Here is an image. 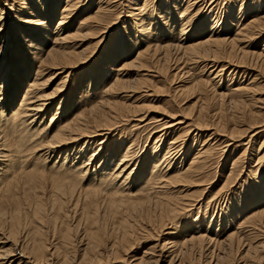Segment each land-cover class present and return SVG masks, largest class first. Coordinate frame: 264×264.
Here are the masks:
<instances>
[{"label":"rangeland","instance_id":"obj_1","mask_svg":"<svg viewBox=\"0 0 264 264\" xmlns=\"http://www.w3.org/2000/svg\"><path fill=\"white\" fill-rule=\"evenodd\" d=\"M11 1L8 0L7 2ZM28 1L32 5L31 8L35 9L38 0ZM51 1L49 0L45 5L47 14L51 11L52 4L59 2L55 19L56 24L61 17L63 6L67 0ZM188 1L137 0L136 3H140L139 6H142L141 14L144 18L142 21L143 26L140 27L135 24L138 20L133 21L130 17H127L128 13L126 12L127 7L132 5L135 0H111L110 2L114 6L102 20L97 21L99 24L94 21L86 25L82 22L90 19L97 10L100 1L81 0L74 14L69 18L67 27L64 30H61L60 27L61 36L68 35L69 38L56 45L58 48L61 47L60 49L70 48L73 45V48H76L77 51L83 50L82 52L88 58L83 60L77 67L71 68L68 77H65L68 71L61 72L60 69H55L53 75L49 73V68V70H43L42 74L37 77L41 82L38 92L50 94L62 77H65L68 80L69 92L61 103L60 113L67 112L68 107L74 104L73 101L82 102L85 108H89L91 105L96 106L102 101H104L106 109L110 107V101L113 105L117 104L116 107L119 109L114 110H119L121 115L119 114L120 116L113 120L115 123H113L112 130L109 131L108 142L106 143L107 148L117 150L113 157L115 158L114 165L111 167L121 160L122 152L130 144L134 150L135 159L145 160V164L142 162L139 166L137 177L130 182L131 186H139L138 179L147 170V173H145L147 175H144L142 180L144 181L149 177L148 173L153 169V164L146 165V160L147 162L151 160L154 151L164 160L168 156L166 155V158L164 156L168 146L173 145V152L175 151V154L178 152L176 155L173 153L174 156L172 157L174 159L172 161L168 158L165 164L161 166V170H163L161 172L164 176L162 180L171 182L166 195L169 193L168 196L183 195L182 197L189 201L188 206L183 211L177 212V215L176 213H170L172 221L169 220V216L161 220L158 215L150 220L149 216L145 214L147 212L143 211L145 218L140 216L137 222L135 221L134 237L136 243L132 251L125 255L126 260L133 254H136L137 257L143 256L144 252L148 250L149 253L147 254H150V256L154 254L158 257L156 264H264V222H262V225L258 223L260 221L254 217L255 215L251 217L256 209L264 206V28H261L264 25L256 27L257 30L251 29L250 32L242 29L243 25L248 23L256 12L259 13L258 16H262V14L264 16V0H190L191 7L184 13L185 15L180 17L182 13L180 11L186 7ZM3 3H5V0L0 6H5ZM26 11L29 10L26 9ZM137 11L139 12V10ZM189 13L194 16L197 14L195 23H198L189 33L194 34L196 31L197 34L194 37L191 35L189 38L193 37L201 40L202 35L198 32H200L203 25L199 24L200 19L202 23L207 24V31L203 34L204 36L211 33L212 23L218 19V25L221 24L218 31L222 36L229 38V40L238 37L235 39L238 44H234L236 47L234 51H237L233 56L234 58L226 56L229 53L228 51L231 50V43H226L225 45H228V48L224 46L225 49L222 50L221 54L223 56L220 55L216 58L219 60V62L216 61L218 66L212 67V61L214 60L211 59H202L203 61L199 60L197 62H191L189 59V61L190 55L186 53L187 57L185 52L175 46L178 42L180 43L181 39V18L186 17ZM15 15L12 13L9 15L8 21L11 23L8 24V33L6 32L0 36V49L6 45L4 47L6 50L2 56L6 58V62L9 64L10 62H19L26 57L32 64L34 63L35 69L32 70V75H35L41 63H43L44 52H48L47 49H50L54 44L50 38L51 36H49L46 39L49 44L44 48L45 51L41 54L35 53L38 49L33 48L32 45L29 46L30 43L26 40L27 36L31 37V35H28L29 25L26 26L25 23L15 21L17 19ZM80 25L81 27L78 30ZM54 26H52L53 29ZM241 29L244 32L246 30V34L240 31ZM149 32L151 33V39L147 41L146 34ZM7 35H9L8 38ZM5 39L7 40L6 43L4 42ZM49 39L51 40L49 41ZM171 44L172 47H170L167 56L164 46H171ZM156 46L160 47L157 53L154 52ZM148 47L150 48L147 57H145L146 59H143L144 63L137 62V53L140 50H146ZM245 51L247 56L244 58L242 53ZM47 52H45V55ZM212 69L214 70L211 71ZM46 71L48 72L45 73ZM117 77L122 80V83L114 89L110 88ZM199 81H202V84L198 85L197 82ZM106 92L107 94H105ZM62 95L60 93L52 100L49 112L44 116L46 126H51L56 122L50 120L52 119L51 116L56 114L58 110ZM9 109L6 111L4 109L6 116H8L7 112H10ZM5 115L4 118L6 119ZM41 119H37L33 127L26 128L23 144L22 141L19 143L21 140L20 134L23 133L22 130L19 134L15 128L14 133L11 132V127L0 128L3 130L0 136L8 138L12 150H16V158L7 165L11 173L16 172L12 173L13 175L9 176L10 178L5 177L6 179L4 178L0 183V189L9 185L7 192L4 193V189L0 193V211H3L0 212L1 262L7 261L9 257H6L8 256L6 254L10 252L8 250L14 249L15 244L13 242L15 241L18 244L14 249V254L16 253L15 258L19 257L21 245L27 246L28 244L27 233L30 232L31 235L37 224L44 223L39 218L41 213L38 214V217H32L37 200L42 201V204L46 203L42 210L44 214L49 211L48 208L52 204L51 198L54 197V193L51 192L49 186L51 181L38 178L40 181L30 184L27 181L29 180L27 175L21 176L23 171L31 164L33 165L30 168L38 167V169H42L44 167V170L48 168V170L52 169L51 171L57 169L56 173L59 175L67 173L65 169L68 171L70 168L66 165L63 168L60 159L56 162L58 156L49 155V151L46 147L44 148L43 144L42 146L37 145L35 144L36 141H34L35 145L31 143L30 130L34 131L40 123L43 124L44 120L41 122ZM166 122L169 123L166 124ZM172 123L173 126L168 127V124ZM104 138V135L98 137V142L88 152L90 153L89 156L99 148V144ZM45 140H48V138L46 137ZM45 140L42 139V141ZM199 150H206L208 153L207 159H204L206 162L203 161L205 163V165L203 164V171L195 176L181 177V179L177 175L182 164L181 160L183 159L184 162L182 167L187 168ZM77 158L76 163L81 161L79 157ZM100 160L101 158H94L95 166L93 167V163L90 164L88 166L91 167L89 174L81 179L82 182L79 186H81L80 189H84V192L91 190L89 185H96L102 180L98 176V172L103 171L99 168ZM103 160L101 163H103ZM18 166L20 167L18 168ZM76 168H73V172L67 174H75ZM94 168L98 171H95ZM92 174L95 175L94 178L91 177ZM41 182L43 184H40ZM35 184L36 186L33 187ZM106 184L103 183L102 186ZM154 190L162 189L157 187V189L151 190L153 196L157 193ZM159 195L160 197L165 196V191H160ZM91 199L103 201L98 196L92 195V197L85 199L81 195L75 205H71V201L65 203V206L60 210L61 217L58 218V227L59 229L61 227L62 231H66L70 226L72 238L70 244H64L62 237L59 236L57 239L52 237L53 243L61 247V252L65 249H71L76 257L83 253L84 245L87 242L84 238L81 240L85 235L84 228L86 230L89 228L88 226L92 225L85 219L87 218L85 206H90V208L95 206L90 205ZM147 204L145 203L144 210L147 208ZM129 206L131 205L128 203L121 205L117 210L118 212L112 213L113 215L109 212L106 215L105 211H101L99 224L104 223L103 225L100 224L104 232V238H108L109 234L119 225L120 219L125 217L124 215L129 211L128 208H131ZM154 207L153 209H155ZM154 211L153 213L156 215L157 212ZM108 213L112 216H109ZM13 214L22 222L20 227L22 233L18 235V240H15V237L11 236L9 232ZM46 215L47 213H45V219H48ZM35 221L36 224H33ZM44 225L47 226L46 223ZM50 229L52 228L50 227ZM233 230H237L235 231L237 236L240 235L236 237V240L237 238L238 240L233 242L232 251H230V243L222 244L221 247V244L215 246L209 242L207 243V241L203 243L202 250L195 247L198 242L195 245L191 244L193 247L180 249L182 248L183 236H185L184 238L187 236V238H190L193 235L206 234V237H218L223 240L231 231L234 232ZM108 241L110 242L111 239ZM176 242L178 243L176 244ZM20 243L21 245H19ZM54 256L53 259L55 260L57 257L54 258ZM129 260H132V258L130 257ZM17 262L18 259L14 264H17ZM103 264H124V262L113 260L111 255L110 259L105 260Z\"/></svg>","mask_w":264,"mask_h":264},{"label":"bare ground","instance_id":"obj_2","mask_svg":"<svg viewBox=\"0 0 264 264\" xmlns=\"http://www.w3.org/2000/svg\"><path fill=\"white\" fill-rule=\"evenodd\" d=\"M7 1L5 0V3H3V4H5V6H0V36L4 35V33H6L8 31V24L11 23L10 21H8V18L10 17L9 15L12 13V14H16L15 16L17 17V19L15 21H17L19 23H25L26 26L29 25L30 31L28 32L29 33L28 35H31V37H28L26 35L27 36L26 40L29 41V43H30L29 46L32 45L33 48L38 49V51H35V53L41 54L43 51H45L44 48L47 46V44H49L46 39H48L49 36H51L50 38L53 41V42L52 41L51 42L54 45L50 49H47L48 52L45 51V52H47L46 55L44 52V56L42 57L43 63H41V66H40L41 69L39 67L40 70L38 69L37 74H35V75H32V70L35 69L34 68L35 65H34V63L32 64L31 61L26 59V57L19 62L15 61V63L10 62V64H9L8 62H6V58H3V56H2V54L6 50V48H4V47H6V45L0 49V81H1V84H0V128L5 129V128L11 127V129H10L11 132L14 133V130L16 129V132H18L19 134H20V130H22L23 133L20 134L21 140L19 141V143L22 141V144H23L24 135L26 134V132H24V131L26 130V128L28 129L29 126L33 127L35 125L37 119L42 118L41 122L44 120L43 124L40 123L34 131L30 130L31 133L29 135L31 136V139H30L31 143L34 144L35 143L34 141H36L35 144H37V145L42 146V144H43L44 148L46 147L47 151H49V155L50 154H52L53 156L57 155L58 158H57L56 162L59 161L58 159H60L61 162L63 163L62 164L63 168L65 167L64 165L70 167L68 169V171L65 169V171L67 173L68 172L70 173L71 171L73 172V168H76V166H78V168H76L77 171H75V174H73V175H71V174L69 175L67 173L59 175L58 173H56L57 169H55V171H51L52 169L48 170V168H47V170L46 169L44 170L43 169L44 167H42V169H38V167L37 168H30L31 165H33V164L28 165L26 167V170L23 171L21 176H23L24 174L27 175V178L29 179L27 181L30 184L40 181V180H38V178H40V179L43 178L45 181L46 180L51 181L49 186H50L51 192L54 193V197L51 198L52 204L48 208L49 211L45 212V213H47L46 216L48 217V219L47 218L45 219V213L43 214V212H42V210L44 209L43 206H45L46 203L42 204V201H40V200H37V204L35 205V207L33 209V213H32L33 218L38 217V214L41 213V216L39 218L41 219V221L46 223L47 226H45L44 223L40 222V224L36 225V227H35L36 229L32 232L31 235H30V232H28L27 233V237H28L27 239H29V240H27L28 244H27V246H25L23 244L21 245V243L19 244L22 246V248H21L19 257L15 258L16 253L14 254V251H15L14 249L16 248V245L18 244V242H16L15 240H18V235L22 233V230L20 228L22 222H21V219L16 218L15 214H13V216L11 217V221H10L11 225L9 228V230H10L9 232H10L11 236L15 237L14 238L15 242H13L15 244V246L13 247L14 249L8 250L10 252L6 254V255H8L6 257H9L7 259V261L6 262L0 261V264H14L16 259H18L17 264H98V263L103 264V262H105V260L110 259L111 255H112L113 260H115V261H117V260L121 261L122 260L124 262V264H156L158 262V257L156 255H154L153 253H152L153 255H151V256H150V254H147V253H149L148 250L144 252L145 253L144 255L142 254L143 256L137 257L136 254H133L132 256L130 255L132 260H129L130 257H128L126 260L125 255H128L132 251V249L136 243L135 242L136 239L134 237V232H135V227H136L135 224L138 220V217H140V216L144 217V215L147 214V216H149V219L153 220L152 218H154L155 216L158 215L159 219L164 220V218L166 219L167 216L170 217V213L171 214L176 213V215H177V212L183 211L188 206L189 201H186V199L182 197L183 195H181V196H171V195L168 196L170 193L168 195H166L167 194L166 192H168L167 190L169 189L168 187L171 186V182L169 180H162L164 176L162 174L163 172H161V171H163V170H161V166H163V164H165V162H166V160H168V158L171 161L174 159L172 157V156H174L173 153L175 152V151L173 152L174 146L170 145L167 147L168 150H167L166 154L164 155L165 158H166V155H168L166 160L161 159L159 157L158 153H156L154 151V154H152L151 160H149V162H147V160H146V165H148L149 163L153 164V169L151 170L150 173H148L149 177L146 178L144 181L142 180V177L145 175V173H147V171H148L147 170L138 179L140 185L139 186H131L132 184L130 182H132L137 177L136 174H138L139 166L141 165L142 162H144L143 164H145V160L140 161V160L135 159L134 150L132 148V145L130 144L122 152L121 160L118 161L115 164V166L111 167L112 165H114L113 162H114L115 158H113V157L115 156V153H117V150H115V149L111 150V148H107L108 146H106V143L108 142L107 138H108L109 131L112 130L113 123H115V121L113 122V120L117 119V117L121 115L119 110H114V109L118 108V107H116L117 104L115 103L113 105V103H111V101H110L109 102L110 107H108V109H106L104 107V101H102L98 105L96 104V106L91 105L89 108H85V105L82 102L79 103V102L73 101L74 104L73 105L71 104L68 107L67 112L63 111L62 113H60V111H59L61 108V103L64 100V97H66L67 93L69 92L68 80L65 77L69 76V74L71 73V71H69V70L71 68L77 67L81 62H83V60H86V58H88L82 52L83 50L77 51L76 48H73V45H72V47L70 46V48L68 47V48H64V49H60L61 47L58 48L56 45L59 42H61V41L64 42L69 38L68 35L61 36L62 32L60 33V27H61V30H64L67 27V23L69 22L68 21L69 18L74 14V12L77 8V5L81 0H67L65 5L63 6L61 17L59 18V20H57L56 24H55V19L57 17L56 15H57V12L59 9V4H58L59 2H57V4L53 3L52 4L53 7H51V11H49V13L47 14V11H46L47 8L45 9V5L49 2V0H38L35 9H33V7L31 8L32 5H31L30 1H28V0H12L11 2H7ZM53 1L54 0H52L51 2H53ZM99 1H100V3H99V6L97 5L98 6L97 10L93 13V15L90 17L89 20L88 19L84 20V22H82V24L86 25V24L94 22V21L96 23L98 20H102L106 16V14L109 11H111V9L114 6L110 2L111 0H99ZM2 2H3V0H1L0 5ZM136 2H137V0H135V2L132 4L134 6L129 5L127 7L128 8L126 10V12L128 13L127 17H130L133 21L138 20L135 22V24L142 27L143 26L142 21L144 19L142 17L143 14H141V11H142L141 7L142 6H139L140 3H136ZM190 2L191 1L189 0L186 7L180 11V12H182L180 17L185 15L184 13L187 12V10L191 7L190 4H192V3H190ZM18 5H19V7H17ZM116 6H118V5H116ZM254 6H255V4H254ZM26 9L29 11H26ZM137 10H139V12ZM28 14H29V16H28ZM258 15H259V13L256 12V14H254V16H252V18H250L251 20H249L248 23L243 25L244 27L242 29H246V30H248V32H250L251 29L257 30V29H255L256 27H261L262 25H264L263 14H262V16H258ZM195 16L192 15L191 13H189L188 15H186V17L184 16V18H181V25H180L181 26V29H180L181 30V32H180L181 33V36H180L181 39H180V43L178 42L177 44H175V46L178 49H181L183 52H185V54L187 53L188 55H190L188 60L190 59L191 62H197V61L202 60V59H204V60L211 59V60H214V61H212V67H215V66H218L217 63L219 62V60L216 58H218L222 54V52H223L222 50L225 49L224 46H226L225 44L231 43V46H230L231 50L228 49L229 53L226 52L227 53L226 56L228 55V58H232L235 55V53L237 52V51L236 52L234 51V48H236L234 46V44L237 43V42H235L236 41L235 39L237 36L235 38H233L232 40H229V38L222 36V34H220V31H218V27L221 25V24L218 25L219 24L218 19L212 23V26H211L212 28L210 30L211 33L208 34L207 36H204L203 34L205 33V31H207V29H206L207 24L202 23V20L200 19L199 24H201L203 26L200 29V32H198V33L200 35H202V38H201V40L196 39V38L194 39L193 37L197 34V32L195 31L194 34H189V33H190V30L192 28H194L198 25V23L197 24L195 23V21H196ZM97 23L99 24V22H97ZM135 24H133V25H135ZM52 26H54V29L52 28ZM80 27H81V25L78 26V30ZM261 28H264V27H261ZM242 29L240 31H242ZM87 30H89V29H87ZM246 30H245V32L244 31H242V32H244L246 34ZM145 31H146V29H145ZM239 32H238V34H239ZM9 35H10V33H9ZM9 35H7L6 37L8 38ZM146 35H147L146 36L147 41H149V39H151V33L149 32ZM191 35H193V37L189 38V37H191ZM6 39L4 40L5 43L7 42ZM51 39H49V41ZM190 39H192L193 42ZM190 41H191V43H190ZM164 47H165V52H166L165 54L168 56V52L170 50V47H172V44H171V46L167 45ZM173 47H174V44H173ZM149 48L150 47H148L146 50H140L137 53V62H140V61L143 62L144 61L143 59L145 57H147ZM240 49H242V48H240ZM159 50H160V47H158V46H156L154 48L155 53H157ZM238 51H240V50L238 49ZM187 54H186V56H187ZM242 54H243L244 58L247 56L246 51L243 52ZM221 56H223V55H221ZM250 56H251V54H250ZM252 59H254V58H252ZM216 61H218V62H216ZM144 66H145V64H144ZM47 69L50 71L49 73H51L53 75L55 73V69H60L61 72L68 71L66 76L62 77V79L58 82V84L56 85L53 92H51L50 94L38 92L40 87H41V82L37 79V77L39 74H42L43 70H47ZM188 70H190V69H188ZM213 70L214 69H212L211 71H213ZM47 72L48 71H46L45 73H47ZM200 78L202 79V77H200ZM20 79H21V81H20ZM203 80H205V79H203ZM120 83H122V80H120V78L117 77V79L114 81V83L112 84V86L110 88L114 89V87H117V85ZM197 84L198 85L202 84V81L197 82ZM108 92H109V90H108ZM60 93L63 95L61 97V100H60V103L58 106V110H57L56 114H53L51 116L52 119L50 120V121L54 120L56 122L53 125L50 124L51 126L48 125L49 126L48 127V126H46V123H45L46 121L44 119V116L49 112V109L52 105V100L56 97V95H58ZM105 94H107V92ZM231 94H232V92H231ZM233 94H235V93H233ZM8 108H10L9 109L10 112L9 113L7 112L8 116H6L4 114L5 113L4 109L6 111ZM58 114H59V116H57ZM4 115H5V117H7L6 119L4 118ZM167 123H169V122H166V124ZM172 126H173V123L168 124V127H172ZM2 131L3 130L0 129V133ZM195 134H197V133H195ZM103 135L105 138L103 140H101V142L99 144L100 145L99 148L97 150H95L91 156H89L90 153H88V152L90 151V148L96 142H98V137L103 136ZM46 137L48 138V140H45ZM43 138L45 141H42ZM19 143H18V145H19ZM203 150H204V148H203ZM15 152H16V150H12L11 145L8 143V138L0 136V183L2 182V180L5 177L12 176L16 172V171L12 172L13 173L12 174L11 170L7 168V165H9L10 162L12 160H14V158H16ZM177 153L178 152H176V154ZM182 154H184V153H182ZM207 154L208 153L206 152V150L205 151H201V150L197 151L196 155L193 157V160L191 159L192 162H190V164L187 168L182 167V164L184 163L183 159H182L181 160L182 164H181V167L178 169L177 175L180 176V178L181 177L186 178V177L195 176V175L201 173V171H203L202 170L203 164L205 165V163L203 161H205L207 159V156H208ZM77 157H79L81 159V161L76 163L75 161H76ZM87 157H89V158H87ZM96 157L101 158V160L99 162L100 163L99 168L103 169V171L98 172V176L102 180L96 185H92V184L89 185L90 186L89 189H91V190H88V191L86 190L84 192V189H80L81 186H79V184L82 182L81 179L86 177L87 174H89L91 167L89 168L88 166H90V164H92V163H93V167L95 166L94 158H96ZM72 158H74V159H72ZM84 158L87 159L88 161L85 160ZM68 160H69V162H68ZM102 160H103V163H101ZM70 161H71V163H70ZM73 161L75 163H72ZM85 161H87V162H85ZM56 162H54V163L56 164ZM81 163H84V164H81ZM234 164H235V162H234ZM79 165H80V167H79ZM1 166L3 167L2 169H1ZM19 167L20 166H18V168ZM96 167H97V165H96ZM95 168H94V170L98 171V169H95ZM94 176H95L94 174L91 175L92 178H94ZM18 177H20V176L18 175ZM91 177H90V179H91ZM45 181H44V183H45ZM174 182H176V181H174ZM174 182H173V184H174ZM103 183H107V184L102 186ZM40 184H43V182H41ZM35 186H36V184L33 187H35ZM45 186H46V184H45ZM45 186H44V188H45ZM7 187H9V185L0 189L1 190L0 193L3 192L4 189L6 190V191L4 190V193L7 192L9 190V189H7ZM157 187H158V189H162V190H154L155 193L156 192L157 193H156V195L153 196V192L151 190L157 189ZM172 187H173V185H172ZM42 188H43V186H42ZM98 189H100V190H98ZM53 190H55V191L53 192ZM160 191H163V192L165 191V196L160 197V195H159ZM52 193H50V194H52ZM81 195H83V197L85 199L88 197H92V195L98 196V197H101L103 199V201L100 202L101 200L98 201L97 199L96 200L91 199L92 202L90 201L91 202L90 205H95V206L91 207V208H90V206H88V207L85 206L86 207L85 210L87 209V211L85 212L87 218H85V219H87V221H89L92 225L90 224L91 226H88L89 228H87L86 230L84 228V231H85L84 234L85 235L81 238V240L84 238V240H86L87 242L84 245L85 247L83 248V253H81V255H77V257H76V254L71 249L70 250L65 249V250H63V252H61V247L58 246L57 244L53 243L52 237L54 239H57L60 236V237H62L64 244H70V239H72L71 234H70L71 228H70V226H68L69 228L66 231H62L61 227L59 229L58 218L61 217L60 216V210L63 208V206H65L64 204L65 203L67 204V203L72 201L71 205H73V204L75 205V203L79 201ZM8 198H10V197H8ZM14 198H16V197H14ZM126 203L131 205V206H129L131 208H128L129 211L127 210L128 212L126 215H124L125 217H122V219H120V222H118L119 225L113 231L111 230L112 232H111V234H109L108 238H104V232H103L102 227L100 225L102 223L99 224V222L101 221V214H102L101 211H105V214L107 212L114 214V213L118 212L117 210L119 209V207L121 205L126 204ZM145 203H148V204L146 205L147 208L144 210ZM258 205H260V204H258ZM153 207L155 209H153ZM138 208H139V210H138ZM154 210H156V212H157L156 215L153 213ZM143 211H146L147 213L143 214ZM0 212L2 213L3 211H0ZM53 212H54V214H53ZM56 213H57V215H56ZM111 214H109V216L113 215V214L112 215ZM103 216H105V215H103ZM252 216H254L257 220L260 221L258 223L262 224V222H264V206L259 207V209H256L255 212L253 214H251V217ZM171 217L169 220H171ZM172 219H174V218H172ZM253 220H255V219H253ZM60 222H62V221L60 220ZM82 223H83V221H82ZM33 224H36V221ZM50 224H51V226H50ZM94 225H96V226L93 227ZM262 225H260V226L262 227ZM30 226H32V225H30ZM50 227L52 229H50ZM257 228H259V227H257ZM23 231H24V228H23ZM51 231H52V234H51ZM235 231H237V230H235ZM235 231L234 232L231 231V233H229L230 232L229 231L228 236L226 235V239H223V240L219 239L218 237H206L205 236L206 234L205 235L199 234L200 236H194L193 235L190 238H187L188 237L187 236L186 237L187 239L184 238L185 236H183L182 243H181L182 248H180V249L181 250L183 248L187 249L188 247L195 245L198 242L197 246H195V247L202 250L203 243L205 241H207V243L209 242L210 244H213L215 246L218 244H221L220 245L221 247L225 244L230 243L229 244L230 249H231L230 251H232L233 250L232 244L236 240V237H239V235H240V234H238V236H237V232H235ZM25 239H26V236H25ZM110 239H111V241L109 242L108 240H110ZM237 240H238V238H237ZM239 240H243V239H239ZM177 243L178 242H176V244ZM243 243H245V242L243 241ZM244 245H246V244H244ZM63 246L65 247V245H63ZM103 249H104V251H103ZM180 249H179V251H180ZM215 249H216V247H215ZM195 250H196V248H195ZM166 251H168V250H166ZM105 253H106V255H105ZM54 255L57 258H55ZM215 255H216V253H215ZM53 256H54L55 260L53 259Z\"/></svg>","mask_w":264,"mask_h":264}]
</instances>
